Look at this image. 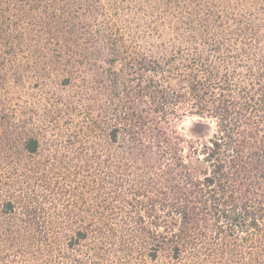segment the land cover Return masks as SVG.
<instances>
[{
    "label": "trees",
    "instance_id": "obj_1",
    "mask_svg": "<svg viewBox=\"0 0 264 264\" xmlns=\"http://www.w3.org/2000/svg\"><path fill=\"white\" fill-rule=\"evenodd\" d=\"M139 2L0 0V264H264V0Z\"/></svg>",
    "mask_w": 264,
    "mask_h": 264
},
{
    "label": "rangeland",
    "instance_id": "obj_2",
    "mask_svg": "<svg viewBox=\"0 0 264 264\" xmlns=\"http://www.w3.org/2000/svg\"><path fill=\"white\" fill-rule=\"evenodd\" d=\"M140 0L135 2V0H99L104 14L101 16V23L103 21H108L114 23L117 27L121 28L125 32H130L128 27L130 26L131 19L129 17L130 13H135L137 11H142L143 8H140ZM107 19V20H103ZM7 31L10 34H13L14 31L8 30L6 27L3 30H0V66L3 64V75H14L15 72L19 73L22 76V82L19 86L11 80L5 88H0V98L13 101L9 99L8 92L14 91L12 87L18 88L21 95L25 94H34L32 101L37 97L42 96V91L34 88L41 74L38 73L39 60H38V42H37V31L30 23H20L18 29V46L17 49L12 50L11 54H7L5 51L9 48L8 43H6V33ZM20 35V37H19ZM1 69V68H0ZM1 71V70H0ZM19 95V94H18ZM30 101V100H29ZM185 125H189V121L186 120Z\"/></svg>",
    "mask_w": 264,
    "mask_h": 264
}]
</instances>
